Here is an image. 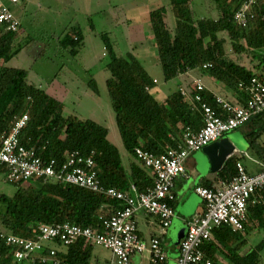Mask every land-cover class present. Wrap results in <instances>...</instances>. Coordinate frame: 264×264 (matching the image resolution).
Returning a JSON list of instances; mask_svg holds the SVG:
<instances>
[{
  "label": "trees",
  "instance_id": "obj_1",
  "mask_svg": "<svg viewBox=\"0 0 264 264\" xmlns=\"http://www.w3.org/2000/svg\"><path fill=\"white\" fill-rule=\"evenodd\" d=\"M210 1L217 10L216 18L194 21L189 5L191 0H168L175 17L173 28L167 21V4L149 10L148 22L157 61L165 81L176 78L177 72L211 63L212 67L201 71L235 93L242 103L245 94L238 88L239 82H248L255 77L264 84V0H257L252 8L253 16L248 17L245 26L233 19L243 0ZM90 27L95 31L93 24ZM19 32L20 27L14 32L0 29V137L9 131L14 117L26 113L28 121L19 137L22 144L34 147L38 154L58 163L76 150L84 157H92L96 178L103 187L128 191L133 184L138 192H143L153 185L154 173L137 159L134 148L139 146L157 155L166 146H177L186 126L193 130L202 126L199 103L182 96L177 86L162 101L157 100L151 92L156 81L142 62L132 51L116 54L106 32L95 31L104 44L101 65L107 73L104 84L119 139L126 151V168L119 148L109 139L106 124L67 113L60 100L27 80V69L6 65L22 47L21 44L14 46ZM58 40L70 57H75L84 46V36L78 25L65 28ZM229 51L235 55H230ZM85 84L94 94H100L92 74L88 73ZM200 95L202 101L221 112L210 92L202 91ZM263 130L264 126H259L246 134L250 147L257 143ZM241 158L235 153L230 155L218 176L229 180ZM10 184L17 187L11 196L0 193V232L26 238L33 237L42 223L68 221L101 231L99 217L110 216L123 206L121 201L102 193L58 181L28 179ZM261 193L264 195V190ZM252 230H257L262 238L241 252L246 236ZM212 236L213 240L203 244L202 249L214 264H261L264 207L249 204L242 231L220 226L213 230ZM45 248V253L53 248L56 257L67 264H107L95 261L93 245L84 244L82 240L67 246L57 241L48 242ZM12 259L11 248L1 242L0 264H15ZM32 264L49 263L35 261Z\"/></svg>",
  "mask_w": 264,
  "mask_h": 264
},
{
  "label": "built area",
  "instance_id": "obj_2",
  "mask_svg": "<svg viewBox=\"0 0 264 264\" xmlns=\"http://www.w3.org/2000/svg\"><path fill=\"white\" fill-rule=\"evenodd\" d=\"M18 1L0 0L2 31L14 32L19 29L20 21L7 4H16ZM256 3L257 0H243L233 14L234 21L245 26L248 17L253 16L252 8ZM209 67H212V64L205 63L177 72V77L185 75L187 81L179 86L180 94L199 103L202 126L197 130L186 126L177 146H166V149L157 155L139 146L134 148L137 159L154 173L153 185L143 192H138L133 184L128 191L103 187L96 178L92 157H84L76 150L68 153L60 163L53 158H44L34 147L22 144L19 139L27 124L28 115L23 113L14 117L9 131L0 137V175L4 182L17 183L28 179L58 181L102 193L123 204L110 216L99 217L101 231L64 221L39 224L37 233L31 238L0 232V243L11 248L15 264H32L35 261L67 264L56 257L53 248L45 253V243L57 241L67 246L79 240L84 244L107 249L110 253L107 264H130L131 255L134 253H147L149 264H163L166 261L167 254L160 236L154 234L147 240L143 239L137 230L136 215L142 211L156 217L158 230L163 234L174 215L172 202L175 199V180L180 176H189L185 163L190 153L264 112V84L255 77L248 82L238 83V88L245 94L242 103L214 93L212 95L221 111L218 112L202 101L200 92L206 91L207 87L201 78L191 71ZM235 152L236 150L233 153ZM235 169V174L229 180L222 179L219 184L209 187H195V192L203 200V208L185 220L186 234L180 242L178 254L174 257L177 264H214L202 249L203 244L213 240V230L227 226L232 231H242L249 204L264 207V195L261 193L264 190V164L260 170L248 172L244 164L237 161Z\"/></svg>",
  "mask_w": 264,
  "mask_h": 264
},
{
  "label": "rangeland",
  "instance_id": "obj_3",
  "mask_svg": "<svg viewBox=\"0 0 264 264\" xmlns=\"http://www.w3.org/2000/svg\"><path fill=\"white\" fill-rule=\"evenodd\" d=\"M166 4L168 5L167 21L169 27L173 28L175 17L168 0H24V4L20 9L15 8L14 11L19 15L23 29V32L18 35L19 38L14 46L17 47L18 44L28 46L12 57L6 65L26 68L29 71L30 80L40 82L38 84L41 87H44L47 83L49 84L52 78L58 74V70L62 68L58 74L60 77L54 82L53 88L57 89L56 92H62L61 90L64 89L68 90L69 95L66 99H63L66 112L77 115L82 119H92L106 124L110 130L109 138L113 142H116L117 139V146L124 160L126 151L118 138L114 112L107 96L105 84L100 79V73L104 76L107 73L103 69L98 70L97 67L102 65L104 44L102 37L95 34V31L106 32L116 54H122L127 50L128 35L141 32L142 35L138 34L141 35L139 40L142 38L146 41L150 40L152 51L150 55L153 58H144L142 63L148 74L157 80V83L151 88V92L160 100L161 95L164 96L176 88L177 79L173 78L165 81L163 78L157 61L156 50L151 40L152 34L148 22V11ZM189 5L194 21L199 18H216L217 16V10L210 0H191ZM70 22L83 28L84 47L79 55L73 57L74 61L66 54L56 55L57 57L52 60V49L47 42L54 36H60ZM90 24L95 26V31L88 29ZM41 44H45L43 48ZM229 53L232 56L235 55L231 51ZM67 60L71 61L67 62ZM245 61V64L248 65V60ZM85 71L96 78L95 81L100 88V94H94L86 87L85 82L88 75ZM244 125L233 130L245 133ZM255 125L257 126V123ZM245 165L248 169L251 168L248 159ZM33 184L36 185L37 183L33 182ZM16 188L15 185L4 182L0 175V193L11 196ZM261 238L257 230L250 231L246 236V244L241 248V252H245L251 246L257 244ZM92 253L100 256L101 260L110 257L109 251L98 245H93ZM260 257L261 264H264V249L261 250ZM165 263L177 264L170 260Z\"/></svg>",
  "mask_w": 264,
  "mask_h": 264
},
{
  "label": "crops",
  "instance_id": "obj_4",
  "mask_svg": "<svg viewBox=\"0 0 264 264\" xmlns=\"http://www.w3.org/2000/svg\"><path fill=\"white\" fill-rule=\"evenodd\" d=\"M7 4L9 6V8L12 10V12L14 13V15L20 21V32H19V34H21L23 32L21 19H20L19 15L16 14L14 11H15V8L20 9V7L24 4V0H19L16 4H11V3H7ZM71 23L72 22H70V24H68L65 28H68L69 26L73 25ZM80 28H81V31L83 34V28L82 27H80ZM88 29L90 31H92L90 25H89ZM138 34L142 35L141 32H136L135 34L128 35L127 47H126L127 50L126 51H132V53L141 62H143L142 59H144V58L145 59H152L153 57H152V55H150L152 53L150 40L146 41V39H143V38L141 40H139L141 35H138ZM83 36H84V34H83ZM59 37L60 36H54V37H52V39L49 42H47L48 46H50V48L52 49V53H51L52 60H54L55 57H57L56 55L67 54V52L65 50H63L58 43ZM145 37H146V35H145ZM18 38H19V36L17 37V39ZM29 41H32V40H29ZM44 45L45 44H41V47L43 48ZM27 46L28 45H25V44L22 45V47L20 48L18 53L20 51H23ZM83 47H82V49H83ZM82 49H81V51H82ZM80 52L77 55H79ZM70 59L74 61L73 57H70ZM34 60H35V58H34ZM71 60H67V62H70ZM97 67H98V70H100V71L102 70V67L100 65ZM61 70H62V68L58 70V74L61 72ZM84 70H86V69H84ZM191 72L193 74H195L196 76L201 78L204 85L207 87V90H206L207 92H210L211 94L215 93V94L224 95L231 101H239V98L237 97V95L235 93L226 90L222 84H220V85L217 84L216 83L217 81L215 79H212L210 76H208V74L204 73L201 70L200 71L193 70ZM28 73H29V71H28ZM85 73H86V71H85ZM58 74L55 75L52 78V81L49 84L47 83V85H45L44 87H41L40 84H38L40 82H37L35 80H30L28 75H27V80L29 82L33 83L34 85L40 87L41 89H44L50 95L57 98L58 100H60L63 103V99H66V97L69 95V92L67 89L61 90L62 92H56L57 89L53 88L54 82H56V80L60 77V76H58ZM86 75H88V72L86 73ZM105 77L106 76H104L103 74L100 73V79H101L102 83L104 82ZM152 79H155V78L152 77ZM176 79H177L176 84H178L177 85L178 88L180 85L187 82L185 75H183L182 77L176 76ZM155 83H157V80ZM155 83H154V85H155ZM169 93H167V94H169ZM167 94H165L164 96L161 95L159 101H162L166 97ZM157 95H158V93H157ZM154 96H155V94H154ZM63 104H65V103H63ZM64 110H65V105H64ZM69 114H72V113H69ZM255 120H257V121H255ZM256 123H257V126L255 125ZM246 124L244 125L245 126V133L231 130V131L227 132L226 135L235 144V146H236L235 154H238L242 157L240 161L243 162L246 169L248 171H258V170H260L261 166L264 164V130L259 133L257 143L254 144L252 147L249 146L246 134L249 131H251L252 129H258L259 126H264V113L260 117H258L257 119L254 118L253 121L251 120ZM109 133H110V130H109ZM118 138H119V136H118ZM111 142H113V141L111 140ZM113 143L117 146V139H116V142H113ZM242 153H245V155H243ZM247 159L250 162V167H251L250 169H248V167L245 165V162ZM122 161L127 168L128 167L127 157L125 156V159L124 160L122 159ZM185 167H186V172L188 173L189 176L188 177H181L180 176L175 180V184H174V188H173V191L175 194V199L172 202V209H173L174 215L170 219V223L167 226V228L165 229V232L163 234H161V232L158 230V219L156 217H154L152 215H147V214L143 213L142 211H140L136 215L137 230H138L139 235L143 239L147 240L154 234H158L160 236L163 248L165 249V252L167 254V259L165 262H167V260H170V261L175 263L174 257H176V255L178 254L180 242L183 240V238L186 234V230H187L185 220L188 219L189 217H191L192 215H194L195 213L199 212L203 208V200L195 192V190H194L195 187L198 185H203V186L204 185H208V186L217 185V184H219L220 180H222L218 176V172L221 169L217 172H211L209 170L208 158L201 149H197V150L190 153V155L188 156V158L186 160ZM94 256H95V258H94L95 261H99L101 263L108 262L110 259V257L109 258L106 257L105 259L101 260L100 256H97V255H94ZM165 262H164V264H166ZM130 264H149L147 253H144V254L134 253V254H132L131 258H130Z\"/></svg>",
  "mask_w": 264,
  "mask_h": 264
},
{
  "label": "water",
  "instance_id": "obj_5",
  "mask_svg": "<svg viewBox=\"0 0 264 264\" xmlns=\"http://www.w3.org/2000/svg\"><path fill=\"white\" fill-rule=\"evenodd\" d=\"M209 161V170L211 172L219 171L226 159L236 150L235 144L227 137L221 135L215 141L201 148Z\"/></svg>",
  "mask_w": 264,
  "mask_h": 264
}]
</instances>
